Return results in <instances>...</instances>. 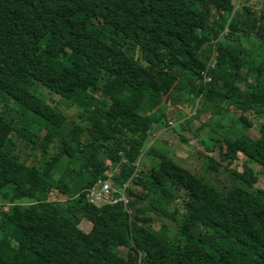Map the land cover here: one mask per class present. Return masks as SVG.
<instances>
[{"label":"trees","instance_id":"1","mask_svg":"<svg viewBox=\"0 0 264 264\" xmlns=\"http://www.w3.org/2000/svg\"><path fill=\"white\" fill-rule=\"evenodd\" d=\"M35 87L80 104L79 122ZM191 99L225 162L205 155V172L230 175L221 189L148 146L151 126ZM0 103V196L27 198L1 220L0 264H116L120 246L125 264H264V188L252 167L264 171V0H0ZM35 151L38 164H27ZM142 151L155 158L147 170H137ZM103 157L119 168L115 182L131 177L130 211L87 201L106 177ZM149 194L158 227L138 206Z\"/></svg>","mask_w":264,"mask_h":264},{"label":"rangeland","instance_id":"2","mask_svg":"<svg viewBox=\"0 0 264 264\" xmlns=\"http://www.w3.org/2000/svg\"><path fill=\"white\" fill-rule=\"evenodd\" d=\"M253 1V0H252ZM253 8V11L258 12L260 5H252L250 6ZM240 6H237L236 9H239ZM215 15V11L212 8L211 16L209 17V20ZM202 31V29L199 30V33ZM198 33V34H199ZM242 45L247 49V51L254 50L256 51L259 47V43L257 40L253 38L248 39H242ZM246 85H249V79L248 81H243L241 84V87H245ZM35 93L39 96L42 95L43 98H45L49 103L52 104H58L59 107L64 109V113L66 114V117L68 121L75 120V122H79L80 118H78V111L80 110V104H70L68 101L62 100L59 96L51 93L45 88L41 87H35ZM182 104L179 107V110L172 108L170 111H168L166 118L163 122L159 124H154L150 128V138L148 141V146H152L154 149L158 151H162L166 154L171 155V157L181 165L185 166L186 168L195 171L198 176L205 179L207 182L215 184L217 188L221 189L222 185L224 183L231 182L229 178V174L227 171H219L217 173H207L205 172V155H211L214 160L216 159L220 164L224 165L225 162L220 160L219 157V149L214 143V140L212 141L210 138L215 139L216 134L210 133L208 130V126L204 125L203 122H199L202 120H205L204 118L194 119L193 115L195 111H198V100L197 99H191L186 102H181ZM149 107V101L145 100L142 103V107L140 109V113H145L146 110ZM9 106H4L2 103H0V110L8 111ZM179 111V112H177ZM180 111H182L180 113ZM10 115L15 114L14 110L10 106V111L7 112ZM177 113H179V116L177 117ZM185 120H190L191 122L189 124L185 123ZM223 119H219L217 117H214L210 123L212 126H215L216 129L218 127L216 126L219 123H225ZM222 121V122H221ZM173 123V125H172ZM210 126V125H209ZM225 127H228L227 125ZM75 129V128H74ZM77 130V129H75ZM220 130V129H219ZM176 131V132H175ZM227 130H223L225 134L228 133ZM180 134H178V133ZM45 133V130L43 127H40V130L38 132L39 136H42ZM250 133H255L254 130H251ZM161 134V135H160ZM192 134H195V137L192 139ZM208 135V136H207ZM213 136V137H212ZM217 136H219L217 134ZM182 137L187 138V141H183ZM198 138L200 140H198ZM186 140V139H184ZM204 141L206 144H208L206 147L208 148L209 152H206L204 150L203 145H200L198 141ZM13 141L18 140H13ZM153 141V144H150ZM8 146V149L11 146ZM17 143H16V149H17ZM50 150L54 153L57 151L56 144H52L50 147ZM15 156L19 159H23L25 156L24 154L27 153L26 147L22 146V144L19 145V149L14 151ZM141 158L138 162V168L147 170L148 167H150L154 162L155 158L152 154L145 153L144 151L141 152ZM38 151H35V155H32L29 160L27 161V164L31 165L34 163L38 164ZM102 161L104 164L107 163V160L105 157L102 158ZM65 159L61 158L59 160L60 164H65ZM242 162L243 158L240 157L237 160H235L232 163V167L236 168L237 170H241L242 168ZM252 167L258 172V179L255 182V186L259 188H264V171L259 170V167L252 164ZM62 171L59 169L54 174V177H59L60 173ZM226 175V176H225ZM129 189V188H128ZM128 195V190H127ZM129 198V196H128ZM132 198V197H131ZM158 198L157 194H149L148 197L138 203V206L141 207L144 212L149 215L153 219V225L158 227L161 222H163V219L159 217L156 211H154V203L153 200H156ZM27 198H20L15 200L14 202H8L6 199H4L2 196H0V225L1 220L6 218L10 215L11 211L15 210L16 207L19 204L26 203ZM130 201V200H129ZM128 209V208H127ZM164 228H160L163 231L164 237H171L173 232L175 231V223L174 222H166ZM84 226V224H83ZM86 229L87 227L84 226ZM218 241L226 245L228 242L224 238H219ZM119 251V260L116 264H123L125 256L127 252L129 251L128 248L124 246H120L118 248ZM125 264V262H124Z\"/></svg>","mask_w":264,"mask_h":264},{"label":"built area","instance_id":"3","mask_svg":"<svg viewBox=\"0 0 264 264\" xmlns=\"http://www.w3.org/2000/svg\"><path fill=\"white\" fill-rule=\"evenodd\" d=\"M211 60L214 62L212 56ZM213 67V65H211ZM202 83H209L211 80L202 72ZM173 125V123H172ZM107 165L108 162L106 163ZM112 169V170H111ZM110 169V165L106 171V177H98L93 182H91L86 189V199L89 203L96 205L103 204H117L121 202L127 209L129 203V198L127 195V190L129 188V180L123 181L121 183L115 182L114 176L118 172L119 168L117 166ZM139 170V168H137ZM134 175V174H133ZM130 211L129 209H127Z\"/></svg>","mask_w":264,"mask_h":264},{"label":"crops","instance_id":"4","mask_svg":"<svg viewBox=\"0 0 264 264\" xmlns=\"http://www.w3.org/2000/svg\"><path fill=\"white\" fill-rule=\"evenodd\" d=\"M161 135V134H160ZM208 136V135H207ZM213 137V136H212ZM212 141H213V139L212 138H210ZM203 141V140H202ZM204 142V141H203ZM150 144H153V141L150 143ZM204 145H208V144H206L205 142H204ZM208 147V146H207Z\"/></svg>","mask_w":264,"mask_h":264}]
</instances>
